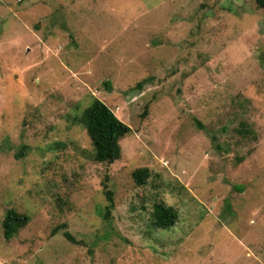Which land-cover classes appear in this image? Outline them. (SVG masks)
<instances>
[{"label":"rangeland","instance_id":"rangeland-1","mask_svg":"<svg viewBox=\"0 0 264 264\" xmlns=\"http://www.w3.org/2000/svg\"><path fill=\"white\" fill-rule=\"evenodd\" d=\"M94 97L131 128L112 163L75 121ZM0 264H264L254 0H0Z\"/></svg>","mask_w":264,"mask_h":264},{"label":"trees","instance_id":"trees-1","mask_svg":"<svg viewBox=\"0 0 264 264\" xmlns=\"http://www.w3.org/2000/svg\"><path fill=\"white\" fill-rule=\"evenodd\" d=\"M256 7L264 11V0H254ZM107 87L109 83L104 82ZM141 82L137 85L140 87ZM81 124L88 135L93 149V158L98 162L112 163L121 157L120 139L129 131L130 126L120 120L112 109L100 99L94 97L91 103L84 107L81 113L75 118ZM239 132L244 135L254 136V130L244 125ZM150 176L147 167L137 168L132 172V177L137 185H142ZM243 187H238L241 190ZM107 204L105 206L104 217L107 218L113 208V197L110 191L105 190ZM151 223L158 228H166L175 224L178 218L177 210L162 202H155L151 211ZM29 217L21 214L13 208H8L4 214L1 227L5 239L12 238L17 231L24 226ZM61 227H65L64 224ZM67 239L74 241L72 236L65 231Z\"/></svg>","mask_w":264,"mask_h":264}]
</instances>
